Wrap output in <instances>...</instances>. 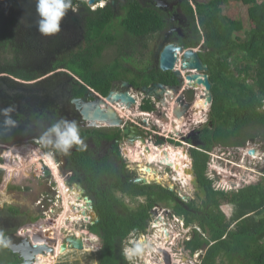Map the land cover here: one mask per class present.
<instances>
[{"label": "flooded vegetation", "instance_id": "flooded-vegetation-1", "mask_svg": "<svg viewBox=\"0 0 264 264\" xmlns=\"http://www.w3.org/2000/svg\"><path fill=\"white\" fill-rule=\"evenodd\" d=\"M203 1L205 2V0H93L92 2H90V0H72L73 10H70L62 21L61 32L51 37H45L37 31L36 22L38 20V16L36 13L35 0H0V108L13 106L15 108V111L11 115L12 118L17 121L16 127L6 129L3 124L4 117L0 116V168L2 169V171L0 172V185H2L3 182L5 184V175L7 174L8 169H10V152H13L14 149H18V147L21 146L34 145L41 151L43 155L46 154V156L50 157L51 160L56 164H53L50 159H46L48 160V163L53 167L59 168V173L63 175V178L65 180V182L63 181L64 184L68 186L67 188L69 190H71L70 193H73L75 195L73 197L77 201H75L73 198L71 207L76 210L75 212L78 215H74V220H78L79 217H82L83 219H85V221H90L86 225V227L82 226V224L76 225L77 228L79 229L80 227L81 230L70 229L68 233L61 235L60 239L56 237H58L61 229H63L64 227H62L60 231H57L55 233L50 228V218L48 221H46V223L44 221L41 222L42 225L46 224V227L41 226L40 228V224H37V227H39L40 229L37 228L38 231L32 236L38 238V240H40L42 244L53 245L55 247L57 243V248L55 247V254L57 253V250L59 251L62 240H64V238H67L68 236L81 239L84 248L85 241H88L90 239V236L88 234L92 233L89 226L96 224L99 219L95 218L94 216L95 210H93V202L91 197L87 193L89 173H86L85 170L82 169L81 164H76L75 160L77 158L82 159L81 157H83L84 155H88L94 165L95 160L97 162L108 161L110 164L120 167V169L123 171V174H121L122 178H126L127 181H132V179H134L135 177H144V175H137V173H135V170H133L131 167L129 168V166L125 164L124 160L120 158V155L118 153H120L122 147H125L124 151H128L130 147H136L138 149L144 148L146 152H143L144 150L142 151V149H139L145 154L141 155L144 157L140 158V154H138L139 157H137V159L143 160L146 159L145 157H147L146 154L148 152L145 145H143L142 147H138L137 144L140 143V140L135 141V146L131 145L130 142H128L129 139L121 135L122 127L95 125L92 123V121L85 119L83 114L81 113V108H83L86 104L90 103L91 106H95L96 99L93 96L95 95V93L98 97L104 100L111 91L123 90V82L126 81L129 84L130 82L123 78L114 80L111 83L106 94H101L100 92H97L96 90L88 86H86L82 91L80 89V86L83 84V82L78 78L76 73H74L70 68L66 66L67 63L63 62V59H70L79 52L82 53V49L84 50L85 48L83 41L85 39L87 29L90 28L93 31L95 26H93L92 28V25L95 23V18L97 15L96 13H98L101 9L102 11H106L107 14L111 13L110 17L112 21L111 24L108 25L109 27H107V30L111 32L114 30L115 25L117 24V20L119 19L120 24L122 18H124V16L127 14L132 2L136 3L143 9L154 10L162 18L163 27L159 32L146 36V38L149 41H154L155 43L154 61L158 70L156 75L151 77L152 82H150L148 85H143L141 88H136L131 84V89L134 88L135 90H142L143 87L149 88L145 92H143L146 98L144 102L146 105L149 104L152 108L151 110L145 111H156V107L155 109L153 107V102H158L161 111H164V114L167 116V119L164 118V122H158L161 124L162 129L167 128L168 130L170 128V130L173 131V128L170 127L171 125L175 126L174 130L177 129V118L172 117L171 115L174 107H177L179 111L183 112L181 114L182 117L178 120H186V122L180 123L182 124L184 129L188 124L195 126L207 123V117L203 121H197V119H200L198 117V114L202 113L203 115L206 111L207 113L209 112L210 104H207V108H203L200 106L201 103H204L199 99L201 91L199 89H196L193 85L189 86L188 80L186 79V76L192 72L181 71V76L178 78L173 74L172 71L161 70L159 67L158 59L155 57L159 47L163 43L172 42L181 45L179 43L180 39H188L192 37L194 24L198 28L199 24L197 21H195L196 16L194 20L191 19L189 12L190 9L196 11V3ZM122 31L124 32L123 29ZM124 34L128 35L126 32H124ZM125 42H127V39ZM146 43L148 46L147 50H149V44L148 42ZM113 47L114 46H108L105 50L111 49ZM195 48L199 50V53L202 52L200 46ZM57 61H59L60 63H58V66L54 67L53 64H56ZM176 62L177 63L174 65L175 68H173V70L176 69V67L178 68L180 66V63L178 61ZM171 74L175 76L174 79L170 78ZM89 91L92 94H90ZM163 91L166 94V96H164L166 98L165 104H163L162 102ZM133 96L135 99H137V101L139 100L138 96ZM154 96L155 100L151 103L149 99L151 97L153 98ZM77 104H79V107H77ZM115 107L121 109V107ZM126 115L127 113H125L123 116ZM142 115L144 114L139 113L137 117ZM150 115L151 114L146 116ZM193 115L194 120H192ZM127 116L129 117V115ZM131 118H133L135 123L131 119L129 120V122L132 125L138 127V136H142L145 138L146 146L151 149L150 151L152 152L153 150V152H155V150H157L156 148H159V151H162L163 153L162 157L164 156V154L168 155L167 152H165V148H167L166 145H168L170 141L165 139V144H163V137L167 138V136H164L159 131V134L153 135V133L146 128V123H148L149 121L143 122L142 125L145 126L143 127L139 126V121L138 119H134V115H132ZM60 119L71 120L77 123L80 131V136L87 145L86 148H84L83 150H79L76 146H74L70 150L69 154L65 155L55 150L51 146H44L40 143V137L44 133V131H46V129L51 124ZM150 122L152 125L150 124ZM150 122V127L155 128L156 126L152 123V121ZM184 129L180 130L182 133H180V136H176L177 134H175V132L173 133L176 137H179L181 139V142L178 141V145H180L178 147L184 146L186 152H189L191 154V148H197L196 146L202 143L201 139L199 138V130H195V128L193 127L190 128L189 131H187L188 134L184 135ZM177 131L178 130H176V132ZM259 137L264 138V135H257V137L249 138L244 142L243 145L238 146L239 148H242V158L248 157L252 159L253 162L255 160L259 162L256 157L252 158V156H250L251 154H249V150H253L254 154L257 151L254 148L250 147V142H248L250 140H256V138ZM188 143L193 145V147H190L188 149L186 147ZM194 144L197 145L195 146ZM117 151L119 152L117 153ZM168 153L170 155L169 159L167 160L175 164L173 166L177 168L180 163H174L176 161L173 160V157L175 155H177L178 157L180 156L179 148L172 149V147H170ZM259 153L258 154L260 157L264 156V151L259 150ZM29 156L31 157V159L34 158L33 155H30V153ZM223 156H225V152L223 153ZM225 157L227 158V156ZM187 158L188 157H186V159ZM40 159L43 158L40 157ZM157 160H159L160 166L164 164L163 161L162 163L160 162V157ZM151 164V162H148L145 166L150 167ZM244 164L246 167H248L247 165H250V167H252L253 165L247 164L246 161ZM7 165L8 167H6ZM188 167L189 166H186L185 169ZM191 167H193V165H191ZM251 169H253V171L255 170L256 175L260 174L261 178L256 181V183H258L264 175V166L259 169V171L256 170V166H253V168ZM140 171L142 172V170ZM30 173L32 172L30 171ZM52 173H54V170L48 171V177L50 180L48 178H38L39 180H41L43 186L40 194L34 196L33 204L36 209L33 212H27L25 209H20V207L18 206L19 204L13 205V202L12 205L8 204L7 202H5L6 205L0 204V222L3 219H8L13 225L12 227H9V222L0 223V231H2L9 240V244L7 247L0 245V253L2 250H5V253H1V256H3L0 258V261H3L5 259V255H9V257L7 258L8 260H18V264H24V262L28 261H31L30 264H35L40 260L39 258H37V254H33V256L31 257H27L30 259L24 260V255L28 253V255L30 256L29 253L31 252H27L26 245L22 244V238L31 236L28 232L29 230L32 231V229L29 228L24 230V228L32 225L33 223H36V220L38 219L44 220V212L52 209V206L55 204L58 206L59 202L62 201L61 198L55 199L56 202L54 200V198H56L57 190H54L52 188L53 185H51ZM101 176L104 178L108 177L105 174H101ZM54 178L58 181L57 176L54 175ZM144 178L146 179V181H148L146 177ZM211 182L213 184V181ZM243 182H245V185L243 187L251 185V183L247 184L249 180H244ZM181 184L183 183L181 182ZM192 187L196 193L195 195H193V199L189 201H184L182 199L181 200L185 203L194 201L196 206L203 208V202L206 200V197H200L199 191H197L194 186ZM243 187L238 188L240 189ZM8 188L9 190L7 191V193H12L14 191L21 190L24 187L18 184L9 185ZM212 188L214 190H222L221 187L215 185H213ZM118 194H121L124 198L130 200L128 195L124 194L123 192L118 191L116 195L118 196ZM86 197L88 200H90V204L87 203ZM187 198L189 199V196ZM124 202L126 203L125 200ZM160 203L164 204V202H157L151 208L148 223L151 220L150 218L152 213L155 212L156 208L160 207ZM126 204L128 205V203ZM90 205L92 214L83 216V213L85 212L84 207H89ZM59 206L61 207V203ZM91 210L89 211L90 213ZM160 217L161 216H159V218ZM164 217L165 216L163 215V219ZM165 218L166 219L164 220L162 219L156 221L154 223V228H158L159 232L165 234L164 237L167 239V242L170 243L172 239H174V242L178 240V248L182 247V249H186L185 244L181 243L185 235L182 236L178 232V235L172 236V233L168 229H166L165 226L167 225L166 223H169V221L173 222V224L177 227V222H181V220H183V224H185L186 227H190L191 236L189 241L194 238L196 232L202 233L201 228L196 223L187 224L185 222V217L183 215L175 213L173 208L172 212L169 213V215H167V217ZM20 220L23 221L20 223ZM17 223L20 224L17 225ZM82 223H84V221H82ZM178 229L181 230L180 224L178 225ZM85 230L87 231L84 232ZM144 230L140 231V233H143ZM134 232L139 233L136 230ZM202 235L205 236L204 233H202ZM142 240L144 241L145 239ZM157 243L158 240L157 242L151 241L148 246L143 247H149L151 249V245L154 244V251L158 252L159 256L160 254L163 255L161 262L160 260L157 261L155 258L152 259L154 262H159L160 264H180L178 260L176 261L174 259V255L170 254L169 251L161 245V243ZM30 244L33 245V242L31 241ZM14 245L16 246L15 249L12 248ZM66 245L67 247L65 251L76 249L70 247L68 242L66 243ZM205 249L206 245H204L203 248L198 251H200V254H202L203 252H205ZM163 251H166L169 255V263L165 262V255L163 254ZM56 256L58 255H55L54 257H52V259H54ZM41 259L46 260L47 258ZM65 262H68V260L63 259L62 261L55 262L54 264ZM39 264H44V261H40ZM144 264H146V262H144Z\"/></svg>", "mask_w": 264, "mask_h": 264}, {"label": "trees", "instance_id": "trees-1", "mask_svg": "<svg viewBox=\"0 0 264 264\" xmlns=\"http://www.w3.org/2000/svg\"><path fill=\"white\" fill-rule=\"evenodd\" d=\"M227 1L197 2L196 11L190 9L189 13L192 20L196 16L199 28L194 24L192 37L179 41L184 47L200 46L211 83L208 122L199 130L202 143L191 148L190 157L199 185L206 190L204 207L196 206L194 201L185 203L172 190L159 184L127 181L121 177L120 167L108 161L95 160L94 165L88 155L77 158L75 163L89 173L87 193L98 213V222L89 228L101 238L99 264H131L124 254L125 241L131 232L147 227L150 210L157 202L171 206L175 213L185 217L187 224L196 223L201 228L205 236L196 232L186 244L191 252L206 245L201 264H225L218 261L219 257L227 260L226 264H264V175L258 183L236 191L214 190L206 176L208 153L214 146H241L249 138L264 135V0H238L247 6L249 30L245 35L239 34L245 28L243 21L235 16L236 10L235 15H231L229 9L223 11ZM96 14L92 25L95 28L87 29L82 53L63 59L83 82L80 89L83 91L88 86L106 94L117 79H126L136 88L152 82L151 77L158 70L155 63L136 71L127 64L135 56L144 59L147 43L139 50L133 47L126 53V39L107 30L112 21L111 13L101 9ZM120 25L129 36L141 38L159 32L163 20L154 10L143 9L132 2ZM108 46L115 47V55L111 61L101 63L99 60ZM174 77L170 75L171 79ZM142 107L144 110L152 108L149 104ZM118 191L128 195L130 200L143 197L144 201H137V205L131 207L116 195ZM226 203L234 204L235 208L228 220L220 209ZM8 257L5 255L0 264L19 263Z\"/></svg>", "mask_w": 264, "mask_h": 264}, {"label": "rangeland", "instance_id": "rangeland-1", "mask_svg": "<svg viewBox=\"0 0 264 264\" xmlns=\"http://www.w3.org/2000/svg\"><path fill=\"white\" fill-rule=\"evenodd\" d=\"M226 7L223 8V11L229 9L230 13H233L231 15H235L234 14V10H236L237 14L235 15L236 17L240 18L243 23H244V30L241 32H239V34L245 35L246 31L249 30V25H248V19H247V6L244 5L242 2L238 1V0H228L226 3ZM235 12V13H236ZM115 35L122 37L123 39H127V43H128V49L126 50V53H130L132 50L131 48L134 49L136 48V50L141 49V45L144 42H148L149 44V50L146 51V56L144 57L143 60H140L138 57H133L134 59H132V61L128 62L127 64H131L132 65V69L134 71L139 70L143 67H146V65H151L152 63H155V59H154V50H155V43L154 41H149L146 37H141V38H135V37H131L128 36L126 34H124V32L122 31L120 24H119V19L117 20V24L115 25L114 30L112 31ZM115 55V49L114 47L111 49H107L105 51H103L102 53V58L99 60V62L103 63V62H109L113 59ZM143 61V63L141 62ZM151 63V64H150ZM8 64V63H7ZM6 65V64H5ZM130 94L132 95H136L139 97L140 101H143V99L141 100L142 97H144V93L142 92V90H135L134 88L130 90ZM150 102L152 103V101L155 100V96L149 99ZM157 100V99H156ZM155 103V104H154ZM158 105V102L155 101L153 102V107L155 109V106ZM201 107L203 108H207L208 106L204 103L200 104ZM263 110H264V104H263ZM133 113H131V115H134L135 117H137V115L139 113H136L137 111L135 109H133L132 111ZM194 112V111H193ZM136 113V114H135ZM207 111L202 115V113L198 114V117L200 119H197V121L199 120H204L206 117L208 119V114ZM206 114V115H205ZM202 115V116H201ZM192 116V114H191ZM197 118V117H196ZM127 121H129L130 119L134 122L133 118H131L130 116L127 118H125ZM188 120V118H187ZM150 122V121H149ZM178 122V120L176 121ZM186 122L185 119L182 120L181 123ZM135 123V122H134ZM151 124V122H150ZM152 125V124H151ZM167 125V124H166ZM205 124H199V125H190L188 124L187 127L184 129V127L182 126V124H178V127L176 130L180 131V130H185L184 135L188 134L187 131H189L190 128H195V130H200ZM168 126V125H167ZM171 128H173L172 130H174L173 125L170 126ZM152 129H154V131L157 132L156 128L150 127ZM161 131H159L160 133H162L164 136H168L170 138H164L163 136V142L165 139H167L168 141L173 140L176 141L175 144L169 142L167 146V148H165V152H167L168 156L170 155L168 153V150H170V147H172V149H178L179 148V155H181L182 151V146L178 147L180 145H178V141H180L181 139L179 137L176 136H180L181 132H176V130H174L177 134L176 136L174 135L173 131L170 130V128L167 130V128L165 129H160ZM150 131V130H149ZM149 133V132H148ZM182 134V133H181ZM159 137V136H158ZM263 137H259L256 138V140H250L248 142L250 147L254 148L257 152V154L260 151H264V141H263ZM181 142V141H180ZM247 142V143H248ZM154 143V142H153ZM165 144V142L163 143ZM183 145V144H182ZM247 146V145H245ZM188 149L190 147H193V145L191 144H187L186 146ZM125 147H122V149L120 150V158L122 160H124L125 164L127 166H129V168L131 167L133 170H135V173H137V175L139 174H143L145 176L144 173H142L143 171H147V172H153V170L157 171V175L153 178V180H148L146 183H156L159 184L160 186L167 188L169 190H173L177 196L184 200V201H189L191 199H193V195H195V191L191 185V175L188 173H183V175L187 176V177H183L184 181L181 180V175L178 172V169L180 168H176L173 165L175 164H163L162 166H160L159 164V157H160V162L162 163V159L164 156L162 157V151H159V148H156L157 150H155V152H147L145 157L146 159H137L138 154H140V158L144 157L141 156V151L139 149L142 148H134V147H130L128 149V151H124ZM144 150V148L142 149V151ZM160 153H159V152ZM164 151V150H163ZM241 151L242 148H239L238 146H214L210 152L208 153L209 157H208V165H207V171H206V176L207 178L211 181H213V185L215 186H219V187H224L225 189H227L226 191H235L237 190L238 187H243L245 185V181L249 182L247 184H256V181L258 179L261 178L260 174L256 175L255 174V170L253 171V166H256V170L259 171V169H261L264 166V156L260 157L259 153L258 156L255 153L254 155H250L252 156V158L256 157L259 162H257V160H255L253 162L252 159L248 158V157H244L241 155ZM143 152H146L145 150ZM225 152V156H227V158L225 156H223V153ZM32 156L34 153L37 157H42L45 160L48 158L51 160L50 157L46 156V154H42L41 151L35 147L34 145H25V146H21L18 147V149H14L13 152H10V169H8L7 174L5 175V184L4 182L2 183V185H0V204H5V202H7L8 204L12 205V202L15 204H19L18 206L20 207V209H25L27 212H33L36 207L33 204L34 201V196H37L40 194L41 190H42V182L41 180H39L36 176H34L32 173H30V165L32 163V159L29 156ZM161 154V155H160ZM143 155H145L143 153ZM186 157H189L187 153H185ZM249 156V155H248ZM166 159L169 157H165ZM261 158V159H259ZM188 163H186L185 165L191 167L192 162L190 160V158H187ZM52 161V160H51ZM185 161L184 159H182L181 162H179L180 164H182V162ZM245 161L247 164H253L252 167H250V165H247L248 167L245 166ZM53 162V161H52ZM151 162V166L147 167L145 166L146 163ZM178 163V164H179ZM26 164V165H24ZM36 164V163H34ZM53 164H55L53 162ZM183 166V165H182ZM8 167V165L6 166ZM140 167V168H139ZM187 169V168H186ZM56 173H54L55 176L58 177L59 179V183H57L58 181L54 178V180H52L51 185H53V189L57 190L56 193V198L59 199L61 198L62 201L59 202L63 203L66 199L65 194V190L62 192L59 187V184H61L63 186V181L65 182L63 175L59 173V168L56 167ZM142 170V172L140 171ZM180 171V170H179ZM55 172V171H54ZM183 172V171H182ZM216 174H215V173ZM159 175V176H158ZM162 175V176H161ZM256 175V176H253ZM253 176V177H252ZM167 177V178H166ZM179 179V180H178ZM260 181V180H259ZM181 182L183 184H181ZM237 182V185H233V183ZM20 184V186H23L24 188L18 191H14V192H9L7 193V191L9 190L8 186L9 185H18ZM187 183V184H186ZM5 187H6V191H5ZM8 188V189H7ZM230 189V190H229ZM239 189V188H238ZM12 191V190H10ZM17 193V195H16ZM118 196H120V198L123 199V201L125 200L126 203H128V205H130L131 207H135L137 205V201H139V203L144 201L143 197H139L136 200H128L126 198H124L121 194ZM189 196V199L187 198ZM192 197V198H190ZM13 199V200H12ZM55 200V198H54ZM75 201H77L74 198ZM56 202V200H55ZM0 205V206H1ZM6 205V204H5ZM57 206L56 204L52 206V209L46 211V213H44V217H47V219L50 218V220H52L53 222L49 225L50 228L52 229V231H54L55 233L57 231H60V229L62 227H64L63 229H61L63 234H66L69 232L70 229L75 230L78 229L76 225H81L85 226L90 222V221H85V219L83 218H79L78 220H70L68 218H64L60 221V218L64 217L62 215L63 209H66L67 203L65 202V207H61ZM160 207L156 208L155 212L152 213L151 215V220L148 223V226L146 227V229L144 230L143 233H137V232H131L126 240V245L124 246V254L125 256H127L128 258L132 259V262H136L137 264H144V262H146V264H160L159 262L156 263L154 262L152 259H156L157 261L162 259V256L160 254H158V252L154 251V244L151 245V249L149 247L147 248H143L144 246H148L149 243L151 241L161 243L162 246H164L165 249H167L169 251L170 254L174 255V259L179 262L183 261L184 263H189L191 264V262H195L197 260V256L192 253H190V250L188 249V247H186V249H182L177 247V242L178 240H176L174 242V239H172V241L167 242L166 238L164 237L165 234H163L162 232L158 231V228H154V223L156 221L162 220L163 219V215L165 217H167V215H169V213L172 212V207L171 206H167L165 204H159ZM70 209V208H69ZM222 213L226 216V219L228 220L234 213L235 208H234V204L232 203H226L225 205H222L220 207ZM71 207L70 212H72L73 214H77ZM167 211V212H166ZM159 216H161L159 218ZM164 217V219H166ZM163 219V220H164ZM23 220H20V223ZM82 221H84V223H82ZM9 222V223H8ZM0 223H8L9 227H12V223L11 221H9L8 219H3ZM19 223V224H20ZM180 223H183V220L178 221L177 224L179 225ZM17 223V225H19ZM166 229H168L171 233L172 236H176L179 233L184 236L185 232H189L190 230L187 228L185 229H178V225L177 227L173 224V222L169 221V223H166ZM16 225V224H14ZM62 226V227H61ZM78 230H81V228L79 227ZM51 231V232H52ZM87 230H85L84 232H86ZM179 232V233H178ZM96 233V232H95ZM90 233L88 234L90 236V239L88 241H85V247L83 249H72V250H67V251H63V252H58L54 259H52V257L47 258L45 261L46 264H54L55 262L58 261H62L63 259L68 260L69 264H99V260H98V255L100 253V247H101V238L99 236L98 233ZM170 234V233H169ZM60 235V236H61ZM87 235V234H86ZM60 236L57 237L60 239ZM157 236V237H155ZM144 240V243H141V240ZM179 239V238H178ZM170 240V239H169ZM157 243V244H158ZM57 244V243H56ZM170 244V245H169ZM172 245V246H171ZM170 248V249H169ZM172 248V249H171ZM159 250V249H158ZM126 252V253H125ZM162 253V252H161ZM50 254V253H49ZM223 257H219L218 261H224V263H227V260H223ZM144 261V262H143ZM173 261V259H172ZM135 263V264H136Z\"/></svg>", "mask_w": 264, "mask_h": 264}, {"label": "water", "instance_id": "water-1", "mask_svg": "<svg viewBox=\"0 0 264 264\" xmlns=\"http://www.w3.org/2000/svg\"><path fill=\"white\" fill-rule=\"evenodd\" d=\"M93 0H90L92 2ZM178 54H181L180 59V70H173L174 65L176 61H178ZM155 57L158 59L159 67L163 71H172L175 76L178 78L181 76V71H192V72L186 76V79L188 80V84L193 86H203L204 92H205V100L208 104H211L212 102V94H211V83L209 82L208 75L206 71L208 70L207 65L203 62L201 55L199 53V50H195L192 47L185 48L182 45H178L177 43H163ZM123 90L119 91H111L106 98L103 100L100 97H98L95 93L93 95L96 99L95 106H91L90 103L86 104L83 108H81V113L83 114L84 118L87 120L92 121L95 125H109V126H116V127H122L121 135L127 137L131 145L135 146V141L140 140L142 143H145V138L142 136H138V127L135 125H132L129 121H127L124 117L119 115L117 110L113 106H118L121 108H124L126 110L129 109H137L139 111H142V107L140 105H137V100L130 94V90L132 87L131 84L128 82H123ZM147 87L142 88V92H145ZM173 90V89H172ZM90 94H92L89 91ZM163 104H165V99L163 98ZM167 106V105H166ZM77 107H79V104H77ZM183 112L179 111L177 107H174L172 110V114L177 119H180L182 117ZM159 114V113H158ZM184 116V114H183ZM161 117L164 119H167V116L165 114H161ZM164 119V120H165ZM195 146L197 144H194ZM184 153L188 154V158L191 157V154L189 152H186L185 147L183 146ZM250 154H254L253 150H249ZM2 169L0 168V172ZM190 175H191V185L194 186V188L199 191V195L202 198L206 197V190L204 187L199 186V181L197 176L195 175L194 168L189 167L188 169ZM185 172H187V169H185ZM135 183H146V179L142 176H137L134 179H132ZM87 203L90 204V200L87 199ZM91 208V205H90ZM95 218L98 219L97 212H94ZM43 220L38 219L36 220V223H33L30 226H27L24 228V230L31 228L32 231L29 230L30 237H23L22 238V244L26 245L27 252L30 251V256L28 253L24 255V260L30 259L27 257H31L36 254L42 253V254H55V247L53 245H46L42 244L38 238H35L34 235L39 227H37V224H40V228L46 227V224L42 225ZM46 223V221H44ZM53 221L50 220V223ZM39 228V229H40ZM22 230V229H21ZM32 233V234H31ZM30 241H29V240ZM31 241L33 242V245H31ZM69 243L70 247L76 248V249H83V242L79 238H75L72 236H68L67 238H64L62 240L61 245L59 247V252H63L67 245L66 243ZM12 248H16L14 245ZM20 248V246H19ZM31 249V250H30ZM19 250V249H18ZM163 254L165 255L164 259L165 262L169 263L170 258L166 251H163ZM21 256V255H20ZM31 261L24 262V264H30ZM23 264V263H22Z\"/></svg>", "mask_w": 264, "mask_h": 264}, {"label": "clouds", "instance_id": "clouds-1", "mask_svg": "<svg viewBox=\"0 0 264 264\" xmlns=\"http://www.w3.org/2000/svg\"><path fill=\"white\" fill-rule=\"evenodd\" d=\"M35 4H36V13L38 16V20L36 22L37 31L45 37H51V36H54V35L60 33L62 30V28H61L62 21L66 17L67 13L70 10L71 11L73 10L72 0H35ZM164 96H166V94L163 91L162 92V98L166 99ZM142 99H143V101H140V100L137 101V105H140L141 107L143 105H145V102H144V100L146 99L145 96L142 97L141 100ZM162 102H163V100H162ZM168 102H169V100H168ZM171 106H169V107H171ZM155 107H156V109H155L156 111H153V112L145 111V110H143V108H142V111H139L136 107V109H135L137 111L136 113L144 114V115L139 116V117L134 116L135 120L138 119L139 126H141L143 124V122L152 121V123L156 126L155 127L156 130L161 131L160 129L162 127H161V124L158 122H160V121L164 122L165 121L161 117V114H164V111H161V108L159 107V105H157ZM14 111H15V108L13 106H9L7 108H0V116L4 117L3 124H4V127L6 129H11V128H14L17 126V121L14 120L12 118V115H11ZM149 114H151L152 116L151 115L146 116ZM171 115H172V117H174L173 114H171ZM124 118H126V117H124ZM146 118H149L150 120L146 119ZM192 120H194V115L192 117ZM173 132H175V131L173 130ZM177 132H181V131H177ZM167 138H170V137L167 136ZM170 142H172V143L174 142L173 144H175L176 141H173L170 139ZM40 143L43 144L44 146H51L55 150L65 154V155L69 154L70 150L74 146H76L79 150H83L84 148L87 147L84 140L80 136V131H79L77 123L75 121L66 120V119H60V120H57L55 123L51 124L46 129V131H44V133L41 135ZM191 162H192V160H191ZM49 171H53V170L50 169ZM53 178H54V173H52V179ZM222 190L226 191L227 189L222 187ZM70 191L68 192V194L70 193ZM90 210H91L90 206L89 207L85 206L84 207L85 212L83 213V216L91 215L92 210H91V213L89 212ZM93 210H94V208H93ZM94 212H96V211H94ZM74 215H78V214H74ZM79 218L81 219L82 217H79ZM184 226H185V224H182V226L180 224L181 229H184ZM187 228L190 230V227L185 226V229H187ZM184 235L185 236L183 237V241L181 243H184L185 247H187L186 244L190 239L191 232L190 231L188 233L185 232ZM8 244H9L8 238L4 235V233L2 231H0V245L7 247ZM125 245H126V241H125ZM195 252H198V251H194V253H193L190 250V253H192L193 255L195 254ZM200 255L202 256V254H200ZM37 258H38V256H37ZM126 258L130 261L131 264H135V262H132L131 258H128L127 256H126Z\"/></svg>", "mask_w": 264, "mask_h": 264}, {"label": "bare ground", "instance_id": "bare-ground-1", "mask_svg": "<svg viewBox=\"0 0 264 264\" xmlns=\"http://www.w3.org/2000/svg\"><path fill=\"white\" fill-rule=\"evenodd\" d=\"M177 63V62H176ZM175 63V64H176ZM180 63V62H179ZM180 67H181V64H180V66L177 68L176 67V69H174V70H180ZM175 68V67H174ZM190 72H195L194 70H190ZM196 89H199L200 91H201V94H200V97H199V99L201 100V101H203L204 102V104H208L207 102H206V100H205V92H204V88H203V86H194ZM132 95V94H131ZM133 96V95H132ZM137 100V99H136ZM116 110H117V112L119 113V115H121V114H125V113H127V115H129L130 117L132 116L131 115V112L133 111V109L131 108V109H129V110H126V109H124V108H121V109H118V108H116L115 106H113ZM123 115H121L122 117H127V115L126 116H123ZM178 120V119H177ZM176 120V121H177ZM182 121H180V120H178V122H176V124L178 123V124H180ZM178 127V126H177ZM138 145V147H142L143 145H145V147L147 148L146 150L148 151V152H151L150 150V148L149 147H147L146 146V143H142L141 141H140V143H138L137 144ZM182 150H183V148H182ZM185 153H184V151L181 153V155L178 157L177 155H175L173 158V160L174 161H176V162H174V163H179V162H181L182 161V159H184L185 161H183L182 162V164H179L178 165V168H180V169H178V172L180 173V177H181V180L182 181H184V178L185 177H187V176H185V175H183V173L185 174V173H188V174H190L189 173V171L187 170V172H184V169H185V167L187 166V165H185L186 163H188V160L186 159V156L184 155ZM250 154V153H249ZM251 155H254V154H251ZM165 157H169L168 155H165ZM165 157H163V159H162V161H163V163L165 164L166 162V164H173V163H171V162H169V160H167V159H169V158H165ZM183 165V166H182ZM50 167H52L53 168V170L55 171L54 173H56V168L55 167H53L51 164H50ZM187 169H189V167L187 168ZM180 170V171H179ZM183 171V172H182ZM144 172V174H145V176L144 177H146L148 180H153V178L157 175V171L156 170H153V172H147V171H143ZM159 176V175H158ZM162 176V175H161ZM184 177V178H183ZM167 178V177H166ZM179 180V179H178ZM58 183H59V179H58ZM233 185L235 186V185H237V182H235V183H233ZM59 187L61 188L60 190L63 192L64 191V189H62V188H65L64 187V182H63V186L61 185V184H59ZM66 189V188H65ZM72 194V195H71ZM65 196H66V199H67V201H66V203H67V208L66 209H63V212H62V215L64 216V217H62V218H60V221L62 220V219H64V218H68V219H70V220H74V214L72 213V212H70V209H71V203H72V199L74 198L73 196H75L73 193H70V194H68V193H66L65 192V194H64ZM70 199V200H69ZM84 205V204H83ZM84 207V206H83ZM70 208V209H69ZM62 227V226H61ZM61 235V233L58 235V237ZM57 238V237H56ZM56 248H57V244H56V246H55ZM59 251L57 250V253H58ZM61 252V251H60ZM56 253V254H57ZM56 254H54V255H52V254H42V253H39L37 256H38V258H49V257H54ZM47 256H49V257H47ZM41 261H44V264H46L45 263V259H41Z\"/></svg>", "mask_w": 264, "mask_h": 264}, {"label": "built area", "instance_id": "built-area-1", "mask_svg": "<svg viewBox=\"0 0 264 264\" xmlns=\"http://www.w3.org/2000/svg\"><path fill=\"white\" fill-rule=\"evenodd\" d=\"M195 50H198L197 48H195ZM180 56H181V54H178V62H180ZM263 104H264V100H263ZM262 109H263V105H262ZM141 126H143V125H141ZM143 127H145V126H143ZM146 128L147 129H149L152 133H153V135H156V134H159L158 133V131L156 132V131H154V129H151L150 128V124H149V122L148 123H146ZM33 159H32V163H31V165H30V171L37 177V178H40V179H49V177H48V171L50 170V169H52L53 170V168L52 167H50V164L48 163V160H44V158L43 159H40V157H37L36 155H35V153L33 154ZM34 163H36V164H34ZM50 180V179H49ZM51 180H53V179H51ZM64 187L66 188H62V189H64L65 191H66V193H68L70 190L67 188L68 186L67 185H65L64 184ZM53 188V187H52ZM55 199H57V198H55ZM67 200H65L63 203H61V205L63 206V207H65V202H66ZM44 213H46V212H44ZM49 219H47V217H44V220L43 221H48ZM181 224V226H182V224L183 223H180ZM190 250V249H189ZM195 255L197 256V260L193 263V262H191V264H200L201 263V255H200V251H198V252H195ZM40 261L41 260H39L38 261V263H36V264H39L40 263ZM136 263V262H135ZM180 264H189V263H184V262H180Z\"/></svg>", "mask_w": 264, "mask_h": 264}, {"label": "crops", "instance_id": "crops-1", "mask_svg": "<svg viewBox=\"0 0 264 264\" xmlns=\"http://www.w3.org/2000/svg\"><path fill=\"white\" fill-rule=\"evenodd\" d=\"M136 148V147H135ZM141 154L143 155V152H141Z\"/></svg>", "mask_w": 264, "mask_h": 264}]
</instances>
